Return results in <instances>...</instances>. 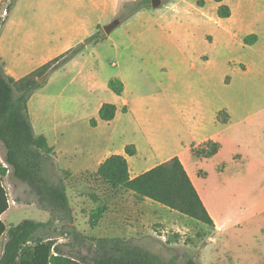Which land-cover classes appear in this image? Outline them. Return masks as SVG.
<instances>
[{
  "label": "rangeland",
  "instance_id": "374dc122",
  "mask_svg": "<svg viewBox=\"0 0 264 264\" xmlns=\"http://www.w3.org/2000/svg\"><path fill=\"white\" fill-rule=\"evenodd\" d=\"M132 1L120 5L118 18L123 22L114 29L113 41L91 48V55L65 66L50 78L44 92L32 96V117L39 127L54 132L48 143L54 146L61 168L80 169L88 163L89 152L90 159H99L111 150L119 151L125 141L144 146L148 133L165 148V155L179 153L195 169L190 154L198 157L185 150L192 141L189 130L195 111L210 114L226 109L231 115L228 124L207 128V133L217 136L220 151L197 164L202 170L197 183L207 198L214 226L113 191L89 172L71 175L55 167L47 169L46 177L64 181L73 224L80 232H88V238L100 237L93 235L90 218L95 225L105 218L112 230L103 238L127 242L156 264H264L263 0L249 4L225 0L232 12L229 19L218 18L217 4L210 0L203 13L197 10L198 0H160L156 8L147 5L148 14L137 15L138 11L121 19ZM10 2L5 0L3 9ZM250 30L263 37L253 49L242 42ZM117 76L128 84L134 100L142 97L153 102L164 85L174 86L183 106L181 121L152 115L142 134L131 118L121 116L112 130L101 127L92 132L88 116L101 103L118 102L107 87ZM226 117L222 111L219 121ZM149 160L141 164L154 161ZM11 192L19 202L9 213L8 225L48 219L32 203L25 185L16 184ZM63 224H54L56 233L50 239L64 254L87 255L88 243L63 235Z\"/></svg>",
  "mask_w": 264,
  "mask_h": 264
},
{
  "label": "trees",
  "instance_id": "16d2710c",
  "mask_svg": "<svg viewBox=\"0 0 264 264\" xmlns=\"http://www.w3.org/2000/svg\"><path fill=\"white\" fill-rule=\"evenodd\" d=\"M217 4L216 15L220 19L231 16L230 8L223 0H210ZM0 11L9 13L15 0ZM128 8V13L120 17L128 18L134 13L151 4V0H134ZM204 0H198L196 5L203 7ZM5 17L0 19V26ZM105 39L102 30L85 39L81 44L66 51L29 75L15 81L3 72L0 63V143L4 150V162L8 166L9 179L16 184H23L33 197L32 203L38 209L46 212L49 219L46 222H35L25 219L7 228L0 222V235L6 231V242L0 264H156L153 260L131 246L127 242L122 244L117 240L107 238L91 239L78 233L72 224V211L68 204L64 181L46 177L47 169H54L55 164L51 156L52 149L43 136L36 137L28 114V100L41 87L39 79L60 69L76 55L81 53L87 45H95ZM256 40L255 35L244 39V44L251 45ZM108 88L120 96L123 84L116 79L108 82ZM116 114V107L104 103L98 111V119L111 121ZM220 114V113H219ZM219 114L217 121H219ZM227 117L219 121L225 123ZM97 121L90 120V126L95 127ZM191 152L196 157L209 159L217 154L220 145L211 140ZM134 145L125 147L126 156H134ZM7 169L0 166V215L8 208L5 191L1 186V177ZM97 182L111 189L123 188L134 193L137 199H149L171 211L195 220L207 227H213L214 222L203 205L189 176L177 157L158 164L142 174L130 178L128 163L124 156L111 155L98 167L95 173H90ZM16 201L19 202L16 198ZM63 221L62 234L72 236L73 241L88 243V254H64L55 245L51 234H55L54 224ZM95 219L90 218V225L95 226ZM65 233V234H64Z\"/></svg>",
  "mask_w": 264,
  "mask_h": 264
},
{
  "label": "crops",
  "instance_id": "0c3cea01",
  "mask_svg": "<svg viewBox=\"0 0 264 264\" xmlns=\"http://www.w3.org/2000/svg\"><path fill=\"white\" fill-rule=\"evenodd\" d=\"M2 1L3 0H0V5ZM123 1L126 0H15L9 13L5 16L3 24L0 26V63H2L3 65L2 68L4 74L17 81L34 72L35 70L39 69L51 60L62 55L66 51L81 44L89 36L96 33L99 28L100 30H102L104 25L108 24L115 18H118L120 5ZM204 2L205 4L203 7L197 8L199 12L203 13V9L207 4V0H204ZM245 2L249 4L251 3V0H245ZM223 3H225V0H223ZM167 4L170 5L171 3L169 2ZM262 4V10L264 12V0ZM172 7L173 9H175L174 6ZM149 12L150 10L145 8L140 10L136 14L143 15L148 14ZM122 22L120 24H122ZM113 31L109 35L104 34L105 39L103 41L95 45H87L81 53L76 55L63 67L45 76V84L40 83L41 87L31 95L27 104L28 114L33 127L34 135L36 137L43 136L46 139L48 146L52 149L51 156L53 158L55 167L58 170L67 172L71 175H76L81 172L95 173L100 164L106 158L111 155H121L124 156L127 160L130 178H134L158 164L164 163L174 157H177L185 168L189 179L191 180L194 188L196 189L203 205L205 206V208H209L207 198L204 196V191L202 190L200 184L197 183V180L201 178L199 172L202 171L197 168V164H201L202 162H205L208 159L204 158L205 160H202V158H194L193 156H191L190 151L192 148L198 147L206 141H217V136L207 133V128L208 126L214 127L217 125L226 126L231 118L230 112H227L226 109H217L211 112L210 114H204V112L199 113L195 111L194 117L191 120V130H189V135L192 141L191 143L187 144L185 148V150L190 154V158L194 161V163H196L195 169L189 167V163L186 160L181 159L179 153L165 155V148H163L160 144L156 143L155 140L148 133H145L146 137L144 141V146H141L138 141H125L119 151L114 152L111 150L108 153L103 154L99 159H90L89 157H91L92 155L88 150L86 151L89 152V154L86 155L88 157V163L82 168L73 171L68 168H61L57 161V152L55 151L54 146L48 143L49 138L53 137L52 133L54 132H52L48 128L44 129L39 127L38 124H36L35 119L32 117L33 114H31L29 104L32 96L37 92H44V89L48 85L50 78L56 73L62 71L65 66L70 65V63L72 64L73 62H76L78 60L85 59V56L87 55H91L92 53L90 52H93L91 51L93 50L91 48H96L108 41H113V38L111 37ZM249 35H255L256 40L251 45H246L244 44V39ZM262 38L263 37L258 31L250 30L244 35L242 42L247 49H253L261 43ZM113 79L119 80L123 84V91L120 96H116L108 88L118 99V102L114 104L110 103L115 105L116 107L115 117L108 122L99 120L98 111L100 107L104 104L101 103L95 109L94 114L89 115L87 118L88 127L92 132L97 133L101 127H106L112 130L114 126H116V122L119 121V118L121 116L122 119L131 118L136 127H138L139 133L142 134L145 132L144 125L146 120L152 118V115L166 116L171 122H176V120L181 121V118L184 115L183 106L180 102L179 94L176 93L174 86L164 85L160 89L159 93L152 97L153 102H151L145 100L142 97H137L134 100V98H132L133 92L129 88L128 84L124 81V79L121 76H117ZM199 108L200 107L197 106L195 109ZM222 111H224L227 116V121L225 123L217 121V115L219 113H222ZM204 117H208L207 122ZM91 119H95L97 121L95 127L90 126ZM127 145L135 146L136 154L134 156L129 157L125 155V147ZM150 158H153L154 160L150 165L145 166L141 164V162H145ZM0 166L4 169H7L6 174L1 177V186L5 191L8 208L5 212L0 215V222L4 225V227L7 228L10 225H16H8L6 223V220L9 217V213L12 207H17L18 202L16 201V197L12 196L11 190L16 187V184L9 179L10 170H8V166L4 162V150L2 148L1 143ZM63 185L66 191L65 184ZM111 190L124 191L125 193L132 195L134 196V198H136L133 192L127 191L123 188H115ZM137 200L151 201L146 198ZM151 202L154 205H159L153 201ZM1 203L2 201L0 200V204ZM119 205L122 206V203L120 202ZM159 206L163 207L161 205ZM207 208L206 210L208 211ZM168 211L172 213H177L169 209ZM177 214L180 215L179 213ZM47 216L49 219L48 214ZM48 219L46 221H48ZM212 220L214 222L213 218ZM70 226H73L75 228L73 224V217L72 224ZM75 229L78 233L90 237L88 232H80V230H78L77 228ZM111 230L112 227L110 221L106 222L105 218H101L98 224L95 225V228L92 233L93 235L97 234L98 236L103 238L104 234L108 235ZM6 239V231H4L0 235V255L3 252Z\"/></svg>",
  "mask_w": 264,
  "mask_h": 264
},
{
  "label": "water",
  "instance_id": "95a60500",
  "mask_svg": "<svg viewBox=\"0 0 264 264\" xmlns=\"http://www.w3.org/2000/svg\"><path fill=\"white\" fill-rule=\"evenodd\" d=\"M160 4V0H151V6L156 8ZM121 20L119 18H115L108 24L104 25L102 30L106 35H109L116 27L119 26ZM45 80V76L39 79V83H43Z\"/></svg>",
  "mask_w": 264,
  "mask_h": 264
},
{
  "label": "built area",
  "instance_id": "2783aa9c",
  "mask_svg": "<svg viewBox=\"0 0 264 264\" xmlns=\"http://www.w3.org/2000/svg\"><path fill=\"white\" fill-rule=\"evenodd\" d=\"M2 14H3V17H5L7 15V11L6 10H3L2 11Z\"/></svg>",
  "mask_w": 264,
  "mask_h": 264
}]
</instances>
